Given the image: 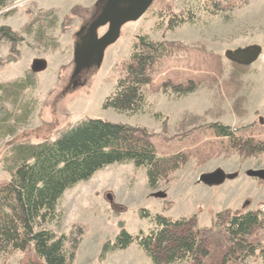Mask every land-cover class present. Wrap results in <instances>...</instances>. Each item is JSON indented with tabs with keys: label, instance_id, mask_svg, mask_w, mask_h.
<instances>
[{
	"label": "rangeland",
	"instance_id": "374dc122",
	"mask_svg": "<svg viewBox=\"0 0 264 264\" xmlns=\"http://www.w3.org/2000/svg\"><path fill=\"white\" fill-rule=\"evenodd\" d=\"M97 2L10 0L0 11V27H10L22 39L1 42L0 83L30 76L35 81L17 103L0 91V183L9 179L3 161L14 142L53 141L87 117L145 128L157 153L178 157L180 167L151 190L145 169L109 165L64 193L58 204L61 218L49 228L57 234L83 228L74 264H149L134 244L101 261L102 244L114 239L120 223L131 233L153 227L150 218L139 216L141 209L170 219L196 215L197 223L208 228L211 258L216 259L227 246L223 231L212 228L218 212L264 213V180L246 175L264 168V123L259 121L264 118V0H154L139 20L122 26L101 66L74 81L75 34L92 19ZM172 19L186 21L170 29ZM107 30L101 27L98 35ZM143 34L174 43L172 55L161 58L144 87L143 110L127 114L103 109L120 76V63ZM255 44L263 53L251 65L225 56L228 50ZM177 85L189 92L181 96ZM214 123L238 129L235 138L217 135L209 127ZM217 169L236 177L217 186L199 182L201 174ZM251 240L264 243V228ZM29 261H40L30 249L0 256V264Z\"/></svg>",
	"mask_w": 264,
	"mask_h": 264
},
{
	"label": "trees",
	"instance_id": "16d2710c",
	"mask_svg": "<svg viewBox=\"0 0 264 264\" xmlns=\"http://www.w3.org/2000/svg\"><path fill=\"white\" fill-rule=\"evenodd\" d=\"M9 1L0 0V11ZM179 20L172 19L169 28L174 29L186 21ZM19 40L22 39L10 27H0V44L2 41L14 44ZM173 51L174 43L155 41L147 34L138 35L130 56L120 63V76L103 109L127 114L141 112L146 103L144 87L151 82L155 65ZM31 78L0 83V91L8 101L12 100V104L17 103L21 92L35 86ZM176 90L181 96L189 92V88L185 90L180 85ZM209 127L217 135L229 139L235 138L233 132L238 130L218 123ZM128 163L146 170L151 190H156L161 181L181 165L178 157L157 153L145 128L98 118L87 117L79 121L53 141L14 142L3 161V170L9 179L0 183V256L8 257L30 249L40 261L26 264H74L83 239V228L75 226L68 234H57L49 228L61 218L58 212L60 199L68 189L89 181L103 168ZM139 216L150 218L153 227L131 233L120 223L114 239L102 244L101 261L108 254L127 250L134 244L149 259V264L184 261L251 264L254 260L264 264V243L251 240L256 231L264 228V213L260 210H225L216 214L212 228L223 231L227 245L216 259L211 258L208 228L197 223L196 215L170 219L141 209Z\"/></svg>",
	"mask_w": 264,
	"mask_h": 264
},
{
	"label": "water",
	"instance_id": "95a60500",
	"mask_svg": "<svg viewBox=\"0 0 264 264\" xmlns=\"http://www.w3.org/2000/svg\"><path fill=\"white\" fill-rule=\"evenodd\" d=\"M153 2L154 0H98L92 19L86 25L81 26L75 34L74 69L71 79L75 81L84 71L92 68L98 69L103 62L107 47L119 39L122 26L128 22L139 20ZM103 26H108V30L99 36L98 30ZM262 53V47L255 44L228 50L225 52V56L237 64L248 66L255 63ZM39 67L40 63L35 64V68ZM259 121L264 123L263 118H260ZM246 175L264 180V168L248 170ZM235 177V173L228 174L222 169H217L201 174L199 182L208 186H217ZM159 196L163 197L161 194ZM107 197L112 201L110 194Z\"/></svg>",
	"mask_w": 264,
	"mask_h": 264
},
{
	"label": "flooded vegetation",
	"instance_id": "af4514ba",
	"mask_svg": "<svg viewBox=\"0 0 264 264\" xmlns=\"http://www.w3.org/2000/svg\"><path fill=\"white\" fill-rule=\"evenodd\" d=\"M74 62V61H73ZM260 118H263V117H260ZM260 118H259V120H260ZM263 121H264V118H263Z\"/></svg>",
	"mask_w": 264,
	"mask_h": 264
}]
</instances>
